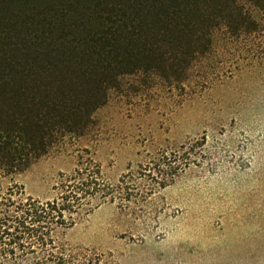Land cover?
<instances>
[{"label": "rangeland", "instance_id": "1", "mask_svg": "<svg viewBox=\"0 0 264 264\" xmlns=\"http://www.w3.org/2000/svg\"><path fill=\"white\" fill-rule=\"evenodd\" d=\"M241 5L257 28L218 27L189 81L121 75L84 134L0 172V193L41 202L77 169L122 180L52 245L26 239L20 264H264V12Z\"/></svg>", "mask_w": 264, "mask_h": 264}, {"label": "trees", "instance_id": "2", "mask_svg": "<svg viewBox=\"0 0 264 264\" xmlns=\"http://www.w3.org/2000/svg\"><path fill=\"white\" fill-rule=\"evenodd\" d=\"M241 1L0 0V172L21 173L59 139L84 134L121 75L189 81L218 27L257 28ZM247 1L264 12V0ZM93 168L77 169L52 201L0 193V264H20L26 239L31 251L52 245L57 229L123 195L121 179L106 185Z\"/></svg>", "mask_w": 264, "mask_h": 264}]
</instances>
